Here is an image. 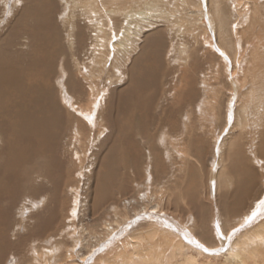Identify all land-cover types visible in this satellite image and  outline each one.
Instances as JSON below:
<instances>
[{"label":"rangeland","instance_id":"obj_1","mask_svg":"<svg viewBox=\"0 0 264 264\" xmlns=\"http://www.w3.org/2000/svg\"><path fill=\"white\" fill-rule=\"evenodd\" d=\"M0 1L3 3L0 2V39L9 34L7 33L8 29L10 31L12 22L22 12L24 4H30L31 15L35 13L33 7L42 15L44 14V38L51 41L50 33L58 35L59 39L56 43H58L60 50L64 51L65 56L59 64L57 62L50 84L57 91L58 98L61 99V95H66V87L70 88L72 84L75 87L80 83L79 97L70 95L69 100L68 98L67 101L65 99L61 100L63 106H66L71 113L81 117L72 108V106L76 109L79 107L77 99L84 102L83 96H87L88 93H90L91 98L95 99L93 95L95 90L91 89L90 84L87 85L86 82H99V73L105 68L106 71L100 78L101 83H93L97 85L98 91L103 94L99 100L97 112L93 117L94 124H97L95 122L99 120V116L104 120L111 117L114 122L117 113L120 121L124 118L121 110L119 114L117 109L119 108L118 100L121 96L120 91L117 92L116 90L125 88L127 91L129 89L132 61H127V58L124 62V58L118 52L119 47L116 44L121 42L126 44L127 42L129 54H132V58H136L140 56L142 48L145 47L147 36L150 38L159 36L163 41L162 46L156 48L159 51L157 61L154 56L151 60L146 57L144 59L145 62L155 63V74L158 73L157 87L154 86L155 83L151 84L144 77L148 87H145L143 92L146 97L150 96L152 101L149 107L146 108L149 114L143 110L144 113L142 112V115L138 113V117H136L137 122L147 119V123H144L147 125L148 139L141 140V136H137L135 142L139 151L134 152L129 146L128 140V144H126L124 140L118 139L119 131L112 124L111 127L107 128L109 131L102 132L100 137H94L95 141L93 143L87 141L84 142L85 144L82 143L81 146L75 143V138L72 144L69 145L68 143H71V133H67L69 136L68 142L66 143L63 140L59 142L58 150L59 154L62 155L56 158L60 161V173L65 176V181L61 184L57 182L56 184L52 182L50 184V181L53 180L50 179L51 177L46 178L48 181L50 180L47 183L49 184L48 188L44 190V195H40V198L35 200V205H29L32 204L30 202L29 204L26 202V204L24 201L21 205L15 204L8 220H5L7 223L2 224L0 222V232L3 231L7 235V238L4 237L3 241H0L3 249H0V264H33L35 263L34 259L40 254L39 250L43 248L41 252H44V257L50 259L51 264H68L70 259H74L77 264H112L110 262L113 261V258L116 260V253L118 255L121 252L118 249L120 244L124 243V240L127 241L132 235H140L139 238L145 236L146 241H141V244L144 248L149 245L148 248H145L148 251L166 246L163 249L165 253L167 252L169 262L173 264L181 261L182 258L178 254V250L181 249L175 248L177 250H174V252L176 251L177 254L172 255V245L167 243L169 240L172 243L176 240L175 242L183 244L182 248L184 247L186 254H194L199 263L264 264V240L257 242L249 249L251 251L253 249L255 255H252L249 250L247 251V254L251 255L245 261L239 260L236 251L239 246H237L238 242L244 240L247 237L246 235H254V232L264 225V206L262 209L259 206L264 201V127L258 126L256 121L259 119H255L257 114L254 113L250 115L249 131L240 133L238 129H233L235 123H233V113L230 110L236 107L237 97L234 93L232 95L230 82L226 78L229 72L224 74L219 70L214 73L215 70H218L217 68L225 65L224 62L229 63V54L221 45L218 36L219 14L217 7L211 6L209 0H201V8L195 6L192 0H161L156 3L158 5L151 8L146 5L151 0H116L121 4H128L125 10L126 17L122 16V24H124L122 25V32L119 35L115 34L108 47L106 40L103 39L106 46L95 50L91 45L92 36L89 35L93 34L94 30L91 28L92 21H86L84 18L83 20L80 19L78 24H83L88 31H86V34L83 33L82 43H79L77 50H75V35L79 37V34H82L78 26L74 28L71 19L75 20L82 8H86L88 11L91 10L90 15L92 14L91 16L98 20L99 16L103 15L104 10L101 9V6L105 0H87L88 4L93 7L86 5V0ZM257 1L259 5L264 7V0ZM197 2L199 1L197 0ZM151 3L153 1L149 4ZM196 10L199 12H196ZM132 12H135V14L133 15ZM46 15L50 16L49 20L52 23L46 19ZM74 15H76L75 18ZM30 19L28 20L31 27H38V31H43V26L35 22L38 16ZM102 19L103 24L104 18ZM46 21H48V25H46ZM100 30L103 29L100 28ZM263 32L264 30L257 32L255 29L252 37L253 41L249 43L251 54H255V57L258 55L257 59L259 60L264 57V44L260 38L258 39L259 33L262 34ZM84 34L88 36L86 37ZM99 36L103 38L101 34ZM50 45L44 46L48 47ZM134 46L139 49L134 51L132 48ZM51 48L53 49V47ZM189 54L191 55L190 58ZM93 70L94 72H92ZM125 73L126 82L116 87L117 89L114 90L115 94L113 95L111 89L113 90L114 87L109 86L111 76H115V79H121ZM69 74L73 75L72 81L70 80L72 83L67 84ZM155 74L151 79L155 80ZM214 74H218L223 80L219 82L218 78H213L215 77ZM81 88L84 89V94ZM67 104L70 105V108ZM131 104L134 111L143 108L142 102L138 99H134ZM259 112L264 114V110ZM250 113L253 112L250 110ZM84 119L86 120V118ZM92 132L96 133L95 130H92ZM88 134V130L82 132V141L83 137H87ZM164 135H167L166 138H164ZM179 139L181 142H177ZM229 141L231 143L237 141L238 151L236 153H243L244 163L237 158L239 153L235 154L234 151H228L231 145ZM73 145L76 146L74 155ZM152 145L156 147V150L153 149ZM119 146L120 149L117 151ZM112 147L115 148L112 150V157L120 159H111V164L113 163L114 167L109 168V170L104 169L105 167L101 169L102 163L106 165L109 162L110 157L106 158L105 155ZM79 150L86 152L82 166L79 164V155L76 154L79 153ZM82 152L80 154L83 156ZM178 152L183 155L186 154L185 157H181ZM221 157L226 159L227 169H224V171L226 170V173L229 171L226 176L229 186L225 185L227 188L223 186L218 189L215 174L222 170ZM103 159L104 162H102ZM41 160H43L42 157L38 158V164L43 162ZM120 160L122 162L129 161V164L137 161L138 172L133 171L123 177V174H128L129 170L126 172L124 168L119 166L121 164ZM240 165H246L254 170L255 190L253 189V194L244 201V206L232 211L227 209L224 204L232 205L231 200L233 201L236 192L239 191L245 180ZM117 166L119 167L117 168ZM47 167L49 168V166ZM250 168L249 172H252ZM49 169V173H55V169L53 170L51 167ZM106 172L110 174L111 181H104L107 177L104 176ZM53 174H48V176ZM123 180H125L128 191L126 189L121 190L118 187V184ZM134 180H136V183H134ZM48 181L46 180V182ZM114 183L117 186L116 188ZM224 190L225 192L228 190L230 196L229 200L227 199L228 201L223 199ZM97 191H100V194ZM260 196L262 198L259 200V204L258 202L254 203ZM95 199L100 201L93 204ZM117 205L119 207L118 211L122 212L119 214H122L123 218L127 215L124 220H120V225L113 232L115 234L110 233L108 235L104 227L107 223L114 224V215L116 214L113 213H117ZM254 205L255 208L252 209ZM43 206L44 235L30 236L33 225L38 222L36 221L39 218L37 215L42 212ZM250 209L256 211L255 216L245 222L241 221L244 215L251 212ZM158 223L163 229H166L163 230L166 233L161 231V233L163 232L161 236L150 239L147 232L152 228H156ZM156 238L160 242L159 245ZM161 243L162 247L160 246ZM204 248H207L208 251L205 252ZM116 250L118 251L115 253ZM118 257H121V255H118ZM228 258L234 259V263L229 262ZM118 259L122 261V257Z\"/></svg>","mask_w":264,"mask_h":264},{"label":"bare ground","instance_id":"obj_2","mask_svg":"<svg viewBox=\"0 0 264 264\" xmlns=\"http://www.w3.org/2000/svg\"><path fill=\"white\" fill-rule=\"evenodd\" d=\"M152 1L153 3L149 4ZM160 1L161 0H151V1H148V4L146 5H148L147 7H150V8L155 7L156 5H158L156 3ZM198 1L199 2H197V0H192V2L195 3V6H198L199 8H201L202 7L201 0H198ZM95 2H98V1H95ZM209 2L211 6L217 7V11L219 14V22L217 25L218 33H219L218 36H219L221 45L224 47L226 52L229 54L228 56L229 63L224 62L225 65L222 67L220 66V68H217L218 70H215L214 73H217L219 70H221V72H224V74L229 72L228 75H226L227 76L226 78L228 79L230 84L228 81L227 83L230 85L232 95L234 93L235 97H237L236 98L237 100L235 102L236 107L230 110L233 113L232 118H234V121H235V122L233 121L235 125H234V128L233 127L232 128L238 129L240 133H245L249 131L248 128L251 124L250 115L254 113L257 114V117L255 116L253 117H255V119L257 118L259 119L258 121L255 120L256 123L258 122V126L264 127V114L262 113L260 114L259 112L260 110H264V57L260 58V60L257 59L258 55L257 57H255V54L254 55L251 54L252 53L250 51L251 47H249V43L253 41L252 37H253V34L255 33V29L257 32L264 30V7L263 5H259V2L257 0H236V1L235 0H209ZM86 5L92 6L91 4H88V2ZM183 5L185 6L186 4H183ZM127 6L128 4L126 3L121 4L119 1H116V0H105L101 6V9L104 10L103 15L101 17L99 16L98 20L94 19L91 16L92 14L90 15L91 10L88 11L86 8H82V11L78 13L79 15H77V18L75 20L73 18L72 19L70 18L71 20H73V23L71 22V20L70 22L73 24L74 28L78 26L82 34V35L79 34V37L75 35V39H76V42L74 43L75 50H77L79 43L80 44L82 43L81 40L83 39V33L86 34V31H88L84 28L83 24L81 23L78 24L80 19L83 20L84 18L86 21H89V22L92 21L91 28L92 30L93 29L94 30H93V34H89V35L92 36L91 45L93 46V48L96 50L97 48H100V47L104 48L106 45L108 47V45L110 44V41L115 36V34L119 35L122 32V25H124L122 24L123 22L122 16H125V10ZM33 10L35 13L31 15L30 4H24V9L19 14V16L16 17V19L12 22L10 26V31L8 29L7 33L9 34L6 35V37H3V38L1 37L0 39V222L2 224L7 223L5 222V220H8L9 214L10 212H12V207L15 204L21 205L23 204V201H24L25 203L28 202V204L29 202L32 203L29 205H35V200L40 198L39 197L40 195H44V190L48 188L49 184L47 183H49L50 180L48 181V179L46 178L51 177L50 179L53 181H50V184L51 182L53 184H56V182L58 184H61L65 181L64 180L65 176H63V174L60 173V168H61L60 161H58L56 158L59 157V155H62V154H59L60 152L58 150L59 142L61 140L65 141L66 143L68 142L69 136L67 135V133H71V139H70L71 143H68L69 145L72 144V141L75 138V143L81 146L82 143L85 144L87 141L89 143H93V141H95V138L97 136L100 137L102 132L109 131L107 128L111 127L110 125L112 124L119 131L118 139L124 140L126 144H128L127 143V140H128L129 146L131 147L132 151L138 152L139 149H138L137 143L135 142V140L138 138L137 136L139 137L141 136V140L143 139L147 140L149 137L148 136L149 133L147 131V125L145 124L147 123L146 122L147 119L142 120V121L140 120L141 122H137L136 117H138V113L140 115H142L144 111L145 113H148L149 111H146V108L149 107L150 102L152 101L150 96L146 97L144 95L143 89L145 87H148L146 85L144 77H146L151 84L155 83L154 86L156 87L158 86L157 84L158 73L156 72L155 74V63L151 64V62L149 61L145 62L144 59L149 58V60H151V58L153 59L155 57V60L157 61V58H158L157 54H159V51L156 48L162 46V43H163L162 39L159 36L158 37L154 36L152 38L147 36L145 39L146 41L145 47L142 48L143 51L141 50L140 56L136 58H132V54H129V51H128L129 46L126 45L127 42L126 44H124V42L117 43L116 45L117 47H119L118 52L121 54V57L124 58V62L127 60V58H128L127 61H130V60L132 61L131 66H130V82H129L130 84H129V89L127 91L125 88H121V89L116 88L120 86L122 83L126 82V73L121 77V79H115V76H111V80L109 81L110 83L109 86L110 87L112 86V88L114 87L113 90L111 89V91H113V95L115 94L114 90L117 89L116 90L117 92L120 91V96L122 99L120 98L118 100L120 109L119 108L117 109H118L119 114L121 110L122 114L124 115V118H122L120 121V118L117 113L115 122L113 121L111 117L104 120L101 116L98 117L99 120H96L95 118V120L97 121L95 123L97 124H94L93 122V117L95 116L97 112L99 100L101 99V96L103 95L101 92L98 91L97 85L93 83H99V82L101 83L100 78L102 74L105 73L106 71L105 68L103 69L101 68L102 70L99 73L100 76L98 78L99 82L98 81H95V82L92 81L90 83L86 82L87 85L90 84L91 89L95 90V93L93 94L95 96V99L90 97V93H88L87 96H83L85 100L84 102L77 99V102L79 104L78 105L79 107L77 108L78 110L76 109V107L74 108V106H72V108L75 109L77 113L81 115V117L80 116L78 117L77 114L75 113L74 114L71 113L66 106H63L64 104L62 103L61 100L65 99V101H67L66 100L67 98L69 100L70 95L79 97L78 90H79L80 83L79 85L78 84L75 85V87L73 84L70 88L66 87L67 88L66 95H63V96L61 95V99L58 98L57 91H55L54 90L55 88L52 87V85L50 84V79L53 76L52 74H54V68L57 65V62L59 64L64 58L65 56L64 51L60 50L58 43H56L57 39H59L58 35H52L50 33L51 41L48 38H44V21H45L44 14L42 15L39 11L35 10L34 7H33ZM11 12L13 13V10ZM87 12L89 13L86 14ZM142 12L144 13V11ZM196 12H199V11L196 10ZM132 14L134 15L135 12L134 13L132 12ZM35 16H38V19L35 22L38 25L43 26V31H38L37 30L38 27L30 26L28 19L30 18L33 19ZM75 16L76 15H74V18ZM45 17L46 19H48V21L51 22V20H49V17H50L49 15H46ZM102 18H104L103 24H102V21H103ZM137 19L139 18L137 17ZM48 21H46V25H48ZM100 28H102L103 30H100ZM54 29H55V26H54ZM184 31L186 32L185 29ZM100 34L103 36V38H100L99 36ZM85 36L87 37L88 35H85ZM259 38L261 42L264 44V32L262 34L259 33L258 39ZM103 39L106 40L107 42L106 45L104 44ZM44 45H50V46L45 47ZM51 47H53V49ZM132 48L134 49V51L139 49L137 48V46H134ZM72 56H74V54H72ZM252 56L254 57L253 59L251 58ZM190 57L191 55L189 54V58ZM221 57H223V55H221ZM99 66L101 67V65ZM192 66H193V63H192ZM114 69L116 68L114 67ZM92 72H94V70ZM194 72H195V68H194ZM154 74H155V80L151 79ZM72 76H73L72 74H69V81L66 82L67 84L72 83L71 82ZM214 76L215 77L213 78L215 79L218 78L219 82L223 80L221 76H219L218 74H214ZM81 90L83 91V94H84V89L81 88ZM191 94H192V91H191ZM134 99L136 100L138 99L139 101L142 102V105H143L142 109L138 108L136 111L132 109L131 103ZM103 100H104V96H103ZM67 105L70 108V105L69 104ZM250 110L253 113H250ZM83 117L86 118V120ZM87 130L89 131V134L87 137H83V141H82V132H86ZM92 130H95L96 133L94 134ZM165 136L167 135H164V138H166ZM169 139H172V138H169ZM154 141H155V138H154ZM178 141L181 142L180 139L177 140V142ZM237 144H238L237 141L234 143H231V145L228 148L229 149L228 151L229 152L234 151L235 154H238L239 152L236 153V151H238ZM116 145H117V142H116ZM261 145H263V143H261ZM152 147L154 150H156V147L154 145H152ZM75 148L76 146H74L73 148V155L75 153ZM114 149L115 148L112 147L110 151L105 155L106 158L110 157L109 158L110 163L108 162L106 163V165L102 163V165L100 166L101 169L105 167L104 169L107 168V170H109V168L114 167V164L113 163L111 164L110 160L111 159L115 160V158L117 160L120 159V158L118 159V157H112V154H113L112 150ZM119 149H120V146L118 147L117 151ZM80 152L82 151L79 150V153H76V154L79 155L78 156L79 162H80L79 164L82 166L83 165L82 163H84L86 152L84 151L82 152L83 156L80 154ZM185 155L180 154L181 157H185ZM40 157L43 158V160H41L43 162L38 164L37 160ZM237 158L241 162L244 163L242 152L238 154ZM104 159L102 162H104ZM225 161L226 159H223V157H221L220 164L222 165V170L218 171L217 174H215L216 175L215 178L217 181L216 186L218 189H220L223 186L225 187V185H228L227 183L228 179L226 176L227 174H229V171H227L228 173H226V170L224 171V169H227L225 165ZM119 162L121 163L119 164V166L124 168L126 172L129 170V173L128 174L124 173L123 177L131 174V172L133 171L136 173L138 172L137 171L138 163H136L137 161L136 162L133 161V164H129V161L122 162L120 160ZM47 166H49V168L51 167V169L53 170L55 169L54 174L53 172H51L54 176L53 175L48 176V174H51V173H49L50 169ZM119 166H117V168ZM241 166L243 169L242 171L244 173L245 180L242 183V186L240 187L239 191L236 192L235 198L232 197L233 198V201L231 200L232 205L228 206L227 204H224L226 205L227 209L232 210V211L238 210L242 206H244V201L247 199L248 196L252 195L253 191L255 190L254 188L255 181L253 180L254 179L253 177L255 175L254 170L251 169L250 167H247L246 165H240V167ZM249 168L253 173L249 172ZM104 176H107L106 180L104 181L112 180L109 173L106 172ZM46 180L48 182H46ZM134 183H136V180H134ZM97 186L101 188L100 185L97 184ZM114 186L115 188L117 187L115 183H114ZM118 187L119 189L121 188V190L126 189L128 191L125 180H123V182H120V184H118ZM227 191L228 190H226L225 192L224 190L225 192L223 194L224 200H227V199L229 200L230 198L229 193ZM99 192L97 191V193ZM261 196L258 197L256 202L254 203L258 202L259 204V200H261L262 198ZM110 198L112 197L110 196ZM99 201L100 200L95 199L93 204ZM259 206L262 209V207L264 206V201L260 203ZM23 208H26V207H23ZM42 208H43L42 212L37 215V217L39 218L36 221L38 222H36V224L33 225L30 236L35 237V236H40L41 234L44 235V206ZM116 208H117V213L116 212L113 213V214H116L114 215L115 216L114 224L107 223L104 227L107 230L106 234L108 235L116 231V228L120 225V222H121L120 220L122 219L124 220L127 215L126 214L123 218V216H121L122 214L121 215L119 214L121 211L120 212L118 211L119 210L118 205ZM253 208H255V205L252 207V209ZM252 209H250L251 212H249L248 214L244 215V217H242L243 219L241 221L245 222L246 220H249L251 217L255 216L256 211H253ZM251 213H253V215H251ZM163 230H166V229H163V227L158 223L156 228L154 229L152 228L150 231L148 230L147 236L150 237V239L156 236H161L163 232L166 233ZM161 231L163 232L161 233ZM254 233H255L254 235H250V236L246 235L247 237L244 240H241L240 242L237 243V246L238 245L239 246L237 247L238 249L236 251H237V256L240 261H245V259L248 258L249 255L251 254L255 255L253 254V249L252 251L249 249L253 247V245L256 244L257 242H262L264 240V225H262ZM5 235L6 234L3 231L0 232V241L4 237L7 238V235L6 236ZM139 236L132 235V237H129L127 241L124 240L123 241L124 243L120 244V246L118 247V249L121 251L118 255H121L122 261L118 259V258L121 259V257H118L116 253L118 250H116L115 251L117 255V256L115 255L116 260L113 258V261H111L110 263L112 264H173L169 262L168 257L166 255L167 252L165 253V250L163 249L166 246H164L163 248H159L160 250L156 249V250L148 251L145 248L146 247L148 248L149 245H147L144 248L141 244L143 241H146V237L144 236L145 239L144 237H140L141 238L140 239ZM167 238L165 239L167 240ZM175 241L173 243L170 242V240L169 242H167L168 244L172 245L171 246L173 250L172 255L177 254L176 251L174 252V250H177L175 248L178 247L181 249V250H178L179 251L178 254H180L179 257H181L182 259L181 261L175 264H215V263H202V262L199 263L194 254H186L185 250L183 249L184 247L182 248L183 244L179 242H175ZM158 243L160 242L157 239V244ZM1 245H0V249L3 250ZM152 245L154 246V244ZM160 246L161 247L163 246L162 243ZM154 247L156 248V246ZM43 249L39 250L40 254L37 256V258L34 259L35 263L33 264H51L50 259L44 257V252H41L43 251ZM248 250L251 253L249 255L247 254ZM228 261L234 263V259L228 258ZM68 264H77V263H75L74 259H70L68 260Z\"/></svg>","mask_w":264,"mask_h":264},{"label":"snow or ice","instance_id":"obj_3","mask_svg":"<svg viewBox=\"0 0 264 264\" xmlns=\"http://www.w3.org/2000/svg\"><path fill=\"white\" fill-rule=\"evenodd\" d=\"M204 251H205V252H207V251H208V249H207V248H204Z\"/></svg>","mask_w":264,"mask_h":264}]
</instances>
